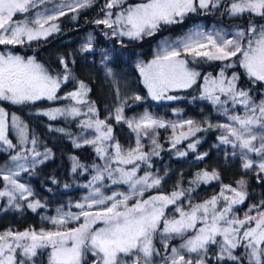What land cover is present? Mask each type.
Masks as SVG:
<instances>
[{
  "label": "snow or ice",
  "instance_id": "obj_1",
  "mask_svg": "<svg viewBox=\"0 0 264 264\" xmlns=\"http://www.w3.org/2000/svg\"><path fill=\"white\" fill-rule=\"evenodd\" d=\"M43 3L45 0H0V46H5L0 50V101L24 105L41 100L71 99L78 105L88 104L86 97L90 89L83 81L79 82L77 90L68 93L66 97L57 95L62 82H67L70 78L68 65L63 59L60 63L64 65L66 73L62 77L53 76L35 58H25L7 47L23 46L26 42L47 39L54 32L60 31L55 21L65 15L63 10L51 14L41 12L34 18L14 20L18 13H28L30 8ZM92 3L93 0H75V4L68 5V8L75 12ZM220 3L221 0H140L131 4L127 0H107L101 9L104 18L96 20L95 23L112 29L113 36L127 37L134 41L142 40L154 36L165 25L182 23L189 13H196L198 8H217ZM117 8L119 11L114 13L112 10ZM225 11L232 17L247 14L250 17L248 27L237 29L232 38H226L227 33L224 30L205 32L198 29L177 41L165 40L154 59L148 63L138 61L136 67L153 100L171 101L180 97L168 93L192 88L201 78V73L190 67L186 55L192 57V62L197 58L204 62H227L222 65L216 76L207 74L203 77L200 99L219 106V110H222L230 123L209 124L208 128L216 127L222 130L220 143L231 145L233 149L239 148L242 168L246 171L254 169L258 180L264 182V99L257 104L250 95L251 89L238 86L240 76L237 73L233 72L230 77L227 75L228 69L233 68L234 64H239L253 84H264V23L256 24L252 19L259 17L264 20V0H231ZM91 49L92 44L89 41L83 51ZM108 60V54L104 53L102 63L107 69L106 76H112V69L107 67ZM221 96L225 99L222 100ZM134 99L139 101L142 97L136 95ZM229 101L233 108L242 105L245 114L230 113L225 107ZM88 113L96 118L82 122L83 127L94 129L96 135L92 139L85 137L83 144L93 145L97 155L105 160L104 168H98L92 181H102L104 173H107L112 184H127L129 192L104 195L101 188L96 187L83 198L84 203L75 204V207L81 210L79 214L58 209L57 216L42 217L55 226L54 230H8L0 233V264H35L34 258L43 255L44 250H48L47 264H156L155 257L161 256L153 244L157 233L165 251H168L171 240L177 237L183 240L179 248L172 246L171 254L162 257V264H264V200L251 205L243 218L234 212V206L243 204L248 197L245 180L237 181L238 187L223 185L218 195L203 203L191 205L189 210H185L177 202L185 197L190 202L194 189H183L179 184L170 194L143 198L146 191L158 188L163 180V177H155L149 172L137 176L140 170L138 162L150 167V157L160 154L162 146L156 139L159 134L157 129H172L171 144L175 148L182 140H187L204 130L197 126L195 121L189 119L166 123L147 111L139 117L127 118L124 115V107L118 106L115 109V121L127 124L136 134L135 147L125 150L115 140L112 125L108 123L107 118H99L93 104H88ZM41 114L55 120L58 116L75 117L81 113L79 107L71 106L51 108ZM9 119L11 128L19 135V144L29 143L27 125L15 113L10 115L3 107H0V143L6 146V149L17 148L9 139ZM185 126L187 131L182 130ZM178 129L181 131L178 132ZM57 131L64 132V129ZM142 136L149 137L152 145L150 152L143 150ZM109 141L113 142L111 147L114 148V154H109ZM257 141L259 146L255 143ZM30 143L35 146L38 141L33 136ZM198 143L199 140H196L187 147L195 151ZM75 146L79 148L82 145L76 143ZM27 151L33 157L32 167L50 158V150L42 154L33 147ZM250 153L256 154L260 159H251ZM177 154L181 157L188 155L186 151H178ZM42 155L43 159H35ZM235 155L237 153L233 152V156ZM205 156L207 153L197 155L196 158L203 160ZM27 159L28 157L19 151L10 156L13 162ZM73 160V172L83 167L75 158ZM113 163L132 167L113 169ZM20 171H28V167L24 163H15L14 167H8L6 171L0 170V175L7 182L6 190L0 191V197H7L9 205H13L17 200V192L21 199L25 200L33 195L29 187L15 179ZM113 173H118V178L114 177ZM219 179V173L216 171H201L190 183L207 184ZM7 186H11V190H7ZM133 198H136L135 202L129 204ZM221 200L225 203L218 209ZM171 205L176 206L173 211L179 213L178 218H169L166 215V209ZM15 206L20 207L18 203ZM95 206L103 207L95 211L85 210L86 207L93 209ZM27 207L36 211L43 205L36 200L29 202ZM81 217L83 222L77 227H67L70 222L79 221ZM198 224L201 226L198 227ZM96 225L102 226L95 227ZM193 230V235H187ZM239 248L244 251L237 253Z\"/></svg>",
  "mask_w": 264,
  "mask_h": 264
},
{
  "label": "rangeland",
  "instance_id": "obj_2",
  "mask_svg": "<svg viewBox=\"0 0 264 264\" xmlns=\"http://www.w3.org/2000/svg\"><path fill=\"white\" fill-rule=\"evenodd\" d=\"M127 1H129V0H127ZM133 1L134 2L131 4H135V3L140 2V0H133ZM230 3H231V0L230 1L221 0L220 6L217 8H212L211 6L207 10L198 8L197 12H200V15L203 16V15L208 14L209 16L211 15L210 17L213 19H211V18L210 19L199 18L198 20H194V21L190 22L189 26L186 29H182L177 34H170V33L164 34L162 37H160L155 42L154 47H153V51H152V57L148 61H146L139 54H133V56H132L129 53L125 54L126 52L123 53L125 56L121 54L120 58L116 59V56H119V54L122 52L119 51V49L117 48L116 54H113V51H112L113 47L112 46L107 47L101 51L102 56L104 53H107L109 56V60L107 61V67L112 69V76H106V70L107 69L105 67V64L102 63V60H101V67L103 69L104 75L109 79V81L112 83V85L115 88L116 99H115L114 104H112L111 106H108L103 114H99L98 110H97V113H98V116L100 119L107 118L108 123H110L113 127V135H114L115 140L121 144L123 149L127 150L128 148L135 147L136 134L131 129L128 128L127 124H125L123 122L117 123L115 121V119H114L115 109L118 106L124 107V115L127 118L139 117L142 113L147 111V112L151 113L153 116H155L156 118L164 120L166 123L167 122H178V121H184V120L191 119V120L195 121L196 125L201 127L202 129H208L209 124L217 125V124H222V123H230V121L227 119V117L223 114L222 110H219V106L213 105L208 100L200 99V96L202 95L203 78H202V84H201L200 92L198 93V95H196L195 98H186V100L182 101L185 97L184 98L180 97L179 99L171 100V101H169V100H159L158 101V100H153L151 98V96L148 94V90L146 87H145L146 91L141 92L139 82L141 81V83L144 85L143 77L140 75L139 70L136 67L138 61H143L144 63H148L152 59H154L158 50H159V47L161 46V44L165 40L177 41V40L185 37L187 34L194 32L198 29H201L205 32H215L216 30H224L227 33L226 38H232V36L234 35V33L237 29H246L248 27L249 20L246 22H242L241 20L244 19V17L248 16V15L246 14V15L241 16V17L229 16L227 14V12L225 11V9ZM74 4H75V0H45V3L37 4V6L35 8H30L28 13H18L14 17V20H23L25 17L34 18L37 13L44 12L45 14H51L52 12H55L57 10H63L65 12V14L71 13V14L75 15L78 10L73 12V11H70L68 8V5H74ZM45 9H47V12H45ZM112 11L114 13H116L117 11H119V9L118 8L113 9ZM196 13H192V14L195 15ZM222 14L224 15V18H225L224 20L219 17V15H222ZM103 18H104V14H103L101 19H103ZM57 20L55 21V23L58 24ZM254 23L261 24L264 22H262V21L258 22L257 21ZM111 31H112V29H111ZM117 37H118L119 41L123 42V43H126L128 41H134V40H129V38H127V37H120V36H117ZM89 41L91 42L92 48H93V45L95 43V34H94V31L92 29L90 31L86 32L80 38L78 43L76 44L75 48L73 49V54L75 57L92 51V49L90 51H83L84 46L87 43H89ZM26 43H30V42H26ZM4 47L5 46H0V50H3ZM7 47L11 48V50L14 53L21 55L25 58H28V57L35 58L34 56H30V55L25 56L18 51H14L12 49L13 46H7ZM123 57H124L123 63H121L120 66H117L116 63L120 62ZM185 58L188 59L190 61V63H192V65H190V67L195 68L197 71H199L201 74H203V70L196 66V65H199V61H200L199 58H197V60L195 62H192L191 56L186 55ZM233 60H235V58H233ZM37 62L44 65V63H42L39 60H37ZM209 62H213V61H209ZM209 62L201 61V63H205V65L209 64ZM221 63L222 64L218 66V69L216 71H209V72L203 74V77L207 74H211L212 76H216L219 73L222 65L224 63H227V62H221ZM237 66H239V64H234L233 68L227 70V75L229 77L231 76V74L233 72L238 74V70L236 69ZM241 69L245 72V70L243 68H241ZM136 71L139 73V76L137 75ZM67 72L70 74V78L67 82H62L61 88L57 93V95L60 97H66L68 95V93L77 90L79 87L80 81L75 80V78L71 74V71L69 70V68H67ZM65 73H66V71H65ZM50 74H52V73H50ZM52 75L53 76H61V77L63 76V75H56V74H52ZM199 79H198V81H199ZM238 86H239V81H238ZM188 89H190V88H188ZM188 89H180V90H176V91H183V90H188ZM248 89H251V88L248 87ZM176 91H172L168 94L177 96L174 94V92H176ZM136 95L141 96L142 99L139 101H136L134 99V97ZM250 95L253 97L254 101L258 104V103H260V101L262 99H264V88L261 90V94L259 95L258 99L255 98V96L252 93V90L250 92ZM221 99L223 100V99H225V97L221 96ZM86 100L88 101V104H92L89 101L88 97H86ZM57 101H59L60 103H58L54 107H50V108L40 110L39 114H41L44 111H48L51 108H55V107H60V108L71 107V106L79 107L80 113H81L79 116L73 117L70 115H64V116H58L57 118L65 117V118H70V119H77V122H76L77 130H75V133H78V134L74 140L75 144L80 143L81 145H84L83 139L85 137L88 139L94 138V136L96 135L94 129H85L83 127V124H82V122H84V121L96 118L95 116H93V114L88 113V104L78 105V104H76L75 101H73L71 99H59ZM3 102L4 101H0V107H3L2 106ZM5 102H8V101H5ZM189 103L191 105L195 106V110H196L195 114H192V113L187 111L186 105H188ZM140 104H143L142 108H132V106H136V105H140ZM225 107H227L229 109L230 113H234L236 115H244L245 114V109L242 105H236L233 108L231 101H229V103L227 105H225ZM130 108H132V109H130ZM23 123L26 124L25 122H23ZM121 125H124L128 129V134L125 136L124 140H122V141L118 139L119 132L122 130H119V132H116V129L120 128ZM9 128L11 129L10 119H9ZM212 128L216 129V139L210 140V143H209L210 147L221 148V149H224L226 151H230L231 153L241 151L239 148L233 149V147L231 145L221 144L219 137L223 134L222 130H220L216 127H212ZM27 129H28V127H27ZM182 130L187 131V126H185V128ZM177 131L179 132V131H181V129H178ZM157 132L159 134L156 137V139H157L158 143L162 146L161 149L159 150V152L161 153V151H164V150L174 151L172 154V156H174V157L179 156L177 154L178 151H192V150L188 149V147H187V145L189 143L194 142L196 140H199L198 144H200L204 140L203 137H198L199 132H197L195 136H190L187 140H182L180 144L176 145V147L173 148L172 144H171V137L173 134L172 129L170 127L166 128V129H157ZM12 134H13V136L9 135V139H11L12 142L17 145V148L16 149H6V146H4L2 143H0V152L9 153L8 158L5 161V163L0 166V170L6 171V169L8 167H14L15 163H24L26 165V167H28V170L31 169L33 157L31 155V153L28 152L27 150L31 149L35 146H33L30 143V141H31L30 137H29V143L24 144V145H20L19 144V135L15 129H12ZM28 136H29V134H28ZM184 142H186V143L184 145H181ZM107 143L109 144V154H114V148L111 147V144L113 142L109 141ZM141 143L144 146L143 150L145 152L151 151L152 145H151V141H150L148 136H142ZM255 143L257 144V146H259L258 141ZM198 144H197V147H198ZM197 147H196L195 151H199V149ZM35 150L38 151L36 148H35ZM18 151L21 152L22 155H26L28 157V159L27 160H21L19 162L11 161L10 156L15 155L16 152H18ZM38 152H40L42 154L45 153V151L44 152L38 151ZM50 156H51V153H50ZM158 157L159 156H151L150 157V164H151L150 167L148 164H145L143 162H138L140 164V170L137 172V176L140 177V176H143L145 174V172H149L155 177H160L158 175V172L162 169V167H164V164L162 165L161 163H159ZM179 157H181V156H179ZM249 157L251 159L257 160V161L260 159V157L254 153H250ZM170 158H171V155H168L166 160L168 161ZM35 159L36 160L43 159V155L40 157H36ZM39 164H41V163H37L35 166H37ZM104 166H105V160L101 159L98 156L97 162L91 166L90 176L88 177L89 178L88 181L84 180L81 182H77V183H75L74 187L66 188L60 192H55V191L38 192L36 190V188L34 187V185L31 183L30 178L27 176V173H26L27 171H20L19 176L15 177V179H17L18 182L23 183L27 187H29L31 189L33 195L28 196L27 199L25 200V199H21L20 194L17 192V193H15L17 200L13 203V205L8 204V198L7 197H0V217H2L3 215H6V214H12V213L15 214L16 216H19V217L27 215L31 210L27 207V204L29 202H34L36 200H39L40 203L43 205V207L38 208L36 210L37 216H38V221L40 222V226L34 230H36L37 232H39L41 229L54 230L55 226L52 225L49 220L42 219V217H55L58 215V212H57L58 209H60L62 212H72V213L79 214V212L81 210L79 208H76L75 204L84 203L85 201L83 198L88 196L89 193H91L93 191V188H96V187L101 188V191L103 192L104 195H112L113 192H123V193L129 192V186L127 184H112V180L108 177L107 173H104V178L102 181H96V182L92 181L93 176H95L97 174L98 168L103 169ZM117 167H125V168L130 169L132 166L131 165H119L116 163L112 164L113 169L117 168ZM82 170L85 171L86 169L84 168ZM81 173H83V172H81ZM113 176L118 178V173H113ZM0 178L2 179V186L0 187V191H4V190H6L7 182L3 179L2 175H0ZM211 183L213 184L214 187L219 186V190L215 194L208 197V192H212V191L208 190L207 185H209ZM88 185H91V186H88ZM222 186L223 185H221V180L219 179V180H213L210 183L205 184V186H203L202 188H197V186L195 187V186H188V185L181 187L183 189H194V191L191 192L192 199L190 202L185 197V198H182L177 203H178V205L183 207L185 210H189L191 205H194L197 203H203L204 201L210 199L212 196L218 195L221 191ZM231 186L232 187H238L237 183L234 185H231ZM176 189L177 188L171 189L169 191H165L162 189V187L160 185L158 188H153V189H149L148 191H146L143 198L146 199L151 195H157V194H170L172 191H174ZM7 190H11V186H7ZM226 195H231V193H226ZM120 198H122V197H117V199H120ZM135 199L136 198H133V200L129 201V204L134 203ZM261 201H262V198H260V197L250 198L248 203L245 206H243V204L234 206V212L236 213V215L238 217L243 218L244 214L246 212H248L251 205L259 204ZM16 203H18L20 205L19 208H17L15 206ZM110 203L111 202L109 201V204ZM224 203L225 202L223 200H221L220 203L218 204V209L222 208ZM99 207H103V206H95L93 209H87V207H86L85 210L95 211ZM175 207H176L175 205H171V206H169L168 209H166V215L169 218H178L179 217V213H176L173 211V209ZM252 214L254 215L255 211H253ZM82 222H83V217H81V219L79 221L70 222L67 225V227H70V228L71 227H77ZM101 226L102 225H96L95 227H101ZM199 226H201V225L198 224V227ZM252 226H254V225H252ZM8 230H11L12 232H23L24 231V230H16V229L12 228V226H11V227H8V228L0 231V233L6 232ZM194 231L195 230L189 232L187 235H193ZM182 243H183V240L181 238L177 237V238L170 241L169 249H168V251H165V248H164L163 244L161 243L160 235H159V233H157L153 238V244H154L155 248H157L160 251L161 256L155 257L156 264H162V257L165 255L171 254L170 249L172 246L179 248V246ZM47 251L48 250H44L43 255H38L36 258H34L35 264H39L42 260H43V264H47ZM243 251H244L243 248H239L236 250L237 253H241Z\"/></svg>",
  "mask_w": 264,
  "mask_h": 264
},
{
  "label": "trees",
  "instance_id": "obj_3",
  "mask_svg": "<svg viewBox=\"0 0 264 264\" xmlns=\"http://www.w3.org/2000/svg\"><path fill=\"white\" fill-rule=\"evenodd\" d=\"M106 2L107 0H93L90 6L78 9L75 15L69 13L59 17L57 21L60 31L54 32L47 39L42 38L25 43L23 46L12 47L14 51H18L25 56H34L37 60L44 63L50 73L56 75H63L66 71L64 65L60 63L61 59H63L67 63L75 80L83 81L90 89L87 97L99 111V114H103L108 106L114 104L116 99L115 88L104 75L101 67V51L103 49L112 46L113 54H116L118 48L122 53L116 56V59L126 52L125 54L129 53L132 56L133 54H139L148 61L152 57L155 42L164 34H177L182 29H186L189 23L194 20L211 18V15L206 14L202 16L200 12H197L195 15L189 13L182 23L165 25L154 36L123 43L119 41L117 36L112 35L111 29L95 23L96 20L102 18L104 12L101 9ZM127 2L133 3L134 1L129 0ZM219 17L223 20L225 19L223 14L219 15ZM249 19V16H245L241 21L246 22ZM252 19L254 22H264L259 17H252ZM91 29L95 34V43L92 51L75 57L73 49L80 38ZM123 59L124 57L116 65L120 66L123 63ZM221 64V61H213L205 65V63L199 61V65L196 66L201 68L203 74H205L209 71H216ZM236 69L240 76L239 86L246 89L250 87L255 98L258 99L261 90L264 88V84H253L239 66ZM136 73L139 76L137 71ZM203 74H201V78L192 88L176 91L174 94L182 98L185 97L182 101L186 100V98H195L200 92ZM139 86L141 92L146 91L141 81L139 82ZM58 103L60 102L57 100H41L34 104L24 105H13L5 101L2 103V106L9 114L16 113L26 123L30 139L34 136L38 141L37 145H35L38 151L44 152L50 150L51 156L48 160L32 167L26 172L38 192H60L66 188L74 187L77 182L88 181L91 166L98 160L93 145H82L79 148L75 146L74 140L78 134L75 133V130H77V119L59 117L52 120L47 116L39 114L40 110L54 107ZM142 105L132 106V108H142ZM186 108L188 112L192 114L196 113L194 105L189 103L186 105ZM60 128L64 129V132L57 131ZM119 130L122 131L119 132ZM116 132H119L118 139L122 141L128 134V129L124 125H121L120 128L116 129ZM9 135L13 136L12 128L9 130ZM198 137L204 138L202 143L198 144L197 148L199 151H186L188 155L183 157H174L172 156L174 151L167 150L161 151L159 154V163L164 164V167L158 172V175L163 177L161 183L163 190L169 191L177 188L178 184L180 187L188 185L202 188L205 186L204 183L199 185L190 183L194 180L196 174L201 171H216L219 173L221 185H234L241 179L247 182L246 190L248 197L243 206L248 203L250 198L260 197L264 200V182L258 180L254 169L246 171L242 168V162L239 158L240 152H236L237 155L233 156V153L230 151L209 146L210 140L216 139L215 128L200 131ZM204 153H207V156L203 160L196 158L197 155H203ZM8 154L0 152V166L5 163ZM168 155H171V158L167 161ZM73 158L83 166L77 168L75 172L72 171ZM84 168L86 169L85 171L82 170ZM1 186L2 179L0 178ZM207 188L209 191H212L208 192V197L219 190V186L214 187L212 183L207 185ZM11 226L16 230L24 231L38 228L40 222L38 221L37 212L30 210L27 215L21 217L13 213L0 217V231ZM39 264H43V260ZM227 264H231V262H227Z\"/></svg>",
  "mask_w": 264,
  "mask_h": 264
}]
</instances>
